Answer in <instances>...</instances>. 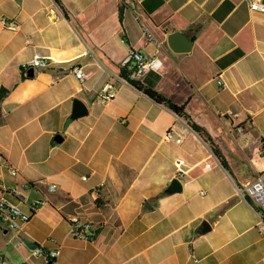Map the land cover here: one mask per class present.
<instances>
[{
	"label": "crops",
	"instance_id": "1",
	"mask_svg": "<svg viewBox=\"0 0 264 264\" xmlns=\"http://www.w3.org/2000/svg\"><path fill=\"white\" fill-rule=\"evenodd\" d=\"M176 31L189 50L170 46ZM132 50L156 60L141 84L184 104L227 167L185 117L121 75ZM37 55L55 61L28 66ZM3 87V187L33 183L6 196L39 205L21 231L0 221V264L48 263L21 237L59 249L53 264H264V212L239 191L264 178V13L247 0H0ZM172 128L180 142L166 139ZM73 219L100 231L77 239Z\"/></svg>",
	"mask_w": 264,
	"mask_h": 264
},
{
	"label": "built area",
	"instance_id": "2",
	"mask_svg": "<svg viewBox=\"0 0 264 264\" xmlns=\"http://www.w3.org/2000/svg\"><path fill=\"white\" fill-rule=\"evenodd\" d=\"M250 7L253 10L260 11L264 13V1L263 0H247ZM3 26L11 31H17L19 24L9 18H3L1 20ZM149 32V29L146 28ZM55 61L54 58L49 56L37 55L28 66L32 67H43L48 66L51 62ZM155 58L146 54L142 50H132L129 56L124 61L125 65L132 64L133 68L130 74V78L140 82L143 80L145 75L155 66ZM72 71L75 73L76 77L80 80H85L88 74L81 68L74 66ZM126 79V78H125ZM219 83L223 85L221 79ZM115 96V93L111 85L107 84L104 88L102 95L100 96V102L104 105L110 103ZM228 115L238 117V113L228 112ZM239 132H243V129L239 127ZM166 139L176 140L180 142L181 139L176 137L175 130L172 128L166 133ZM11 173L13 175L17 174V170L12 168ZM32 184L29 182H24L20 185H14L10 188L3 187V181L0 177V221L7 220L9 222V227L15 231L23 230L24 226L31 220L33 213L38 208V203H33L30 210H24L19 204L10 201L6 194L12 195L17 199L23 198V190L30 189ZM56 185H51L49 187L50 191L56 190ZM239 191L247 192L254 203L259 207L260 210L264 212V178L259 175L255 180L245 186L244 189H239ZM204 194V193H203ZM95 225L91 221H82L80 219H73L71 221V235L77 239L92 240L93 235H95ZM22 238V237H21ZM19 238L18 245H25L24 241ZM35 255H45L47 257L55 258L60 254V250H50L47 251L43 245H38L35 249H30Z\"/></svg>",
	"mask_w": 264,
	"mask_h": 264
},
{
	"label": "trees",
	"instance_id": "3",
	"mask_svg": "<svg viewBox=\"0 0 264 264\" xmlns=\"http://www.w3.org/2000/svg\"><path fill=\"white\" fill-rule=\"evenodd\" d=\"M59 1V0H58ZM124 78H126L130 83H132L136 88H138L139 90H142L145 94H147L149 97H151L152 99H154L155 101H157L158 103H162L165 104L166 106H168L171 110H173L175 113H177L180 116H183L187 119L189 125L197 132L199 133V135L207 142L209 143L212 151L216 154V156L219 158V160H221L222 164L227 167V164L224 160V157L222 155V152L218 146L217 143H215L213 141V139L210 137V135L208 134V132L205 130L204 127L198 125L196 122H194L191 117L186 113L185 111V105H178L176 103H174L172 100H170L169 98H167L166 96L162 95L161 93H159L158 91L145 87L143 86L140 82H137L133 79L130 78L129 76V71L127 69L122 71L121 74ZM9 93V89L3 87L0 90V105L1 102L3 101V99L8 95ZM1 117V115H0ZM33 185V183H31ZM97 203L100 204L101 200H97ZM96 229H95V235H93V238L99 233L100 231V227L98 224L92 222ZM48 263L47 264H53L55 261V258L53 257H47Z\"/></svg>",
	"mask_w": 264,
	"mask_h": 264
},
{
	"label": "water",
	"instance_id": "4",
	"mask_svg": "<svg viewBox=\"0 0 264 264\" xmlns=\"http://www.w3.org/2000/svg\"><path fill=\"white\" fill-rule=\"evenodd\" d=\"M169 44L176 51L189 50L191 47V41H188L187 38L183 34H181V32H177V31L169 35ZM85 111L86 110L83 107L82 102L80 100H76L74 103V113L73 114L75 116H81L85 113ZM182 189H183V184L180 181V179L174 178L170 183L168 191L169 192H179ZM203 226L204 228L207 227L206 221L203 222ZM21 239L24 241L25 246L28 247L29 249H35L39 245L23 237ZM22 264H29V263L24 262Z\"/></svg>",
	"mask_w": 264,
	"mask_h": 264
},
{
	"label": "rangeland",
	"instance_id": "5",
	"mask_svg": "<svg viewBox=\"0 0 264 264\" xmlns=\"http://www.w3.org/2000/svg\"><path fill=\"white\" fill-rule=\"evenodd\" d=\"M16 245L18 244V241H16V243H15Z\"/></svg>",
	"mask_w": 264,
	"mask_h": 264
}]
</instances>
